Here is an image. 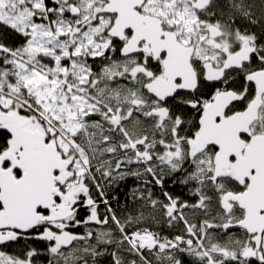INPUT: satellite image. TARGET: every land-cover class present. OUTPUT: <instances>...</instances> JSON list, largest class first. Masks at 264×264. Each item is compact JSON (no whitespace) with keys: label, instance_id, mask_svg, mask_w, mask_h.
Masks as SVG:
<instances>
[{"label":"snow or ice","instance_id":"1","mask_svg":"<svg viewBox=\"0 0 264 264\" xmlns=\"http://www.w3.org/2000/svg\"><path fill=\"white\" fill-rule=\"evenodd\" d=\"M0 264H264V0H0Z\"/></svg>","mask_w":264,"mask_h":264}]
</instances>
